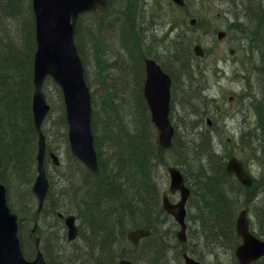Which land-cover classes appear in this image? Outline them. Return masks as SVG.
Masks as SVG:
<instances>
[{
	"label": "trees",
	"instance_id": "1",
	"mask_svg": "<svg viewBox=\"0 0 264 264\" xmlns=\"http://www.w3.org/2000/svg\"><path fill=\"white\" fill-rule=\"evenodd\" d=\"M136 2L138 0H108L104 13L83 14L76 27L75 43L85 81L91 91V130L98 173L90 172L72 156L61 90L52 79L45 81L43 90L51 106L42 125L47 151L58 154L64 149L68 164L52 165L46 156L49 188L42 209L37 211L31 193L36 175L38 139L30 106L35 52L34 16L31 0H0V183L6 187L9 205L12 199L20 205L16 211L19 214L18 235L22 251L29 259L34 256L35 249L30 243L33 234L27 227L48 213L53 218L50 221L41 218L37 233L42 235L45 264H117L121 258L142 264L140 258L144 255L153 264H169L162 258L163 251L159 250V245L174 244L176 240L173 233L163 236L157 230L158 221L161 222L166 214L161 206V192L156 180L159 166L173 164L182 171L191 190L187 219L193 220L189 233L190 242H194L195 247L189 249L186 243L176 244L183 250L196 253L201 260L210 258V264H239L234 255L240 242L235 230L236 210L227 204L221 187L228 184L226 179L232 180L238 188L242 185L225 171V155L219 152L211 135H203L199 131L197 124L191 132L189 125L193 121L185 115L181 116L182 127L174 125L171 148L160 147L142 92L141 57H135L137 53L127 56L131 73L126 90H116L112 75L109 77L107 59L101 57L103 44L114 38L125 44L128 36L138 34L141 27L147 25L152 28L151 24L155 23L152 11L160 10L161 2L142 0L138 5L140 8ZM113 11L116 12L115 21ZM85 19L87 24H83ZM194 26L198 25L195 23ZM176 27L177 24L172 23L171 30L177 40L180 36L177 30L174 31ZM86 38L96 51L98 84L95 87H92L86 72L83 48ZM181 42H177L180 44L178 49L167 54L166 65L162 60L163 54L148 53L172 79L171 121L179 116L175 113V101L182 100L176 99L179 88L174 73L184 78L188 87L184 91L187 97L190 95L191 100H195L200 95V91L198 93L190 86L197 70L201 72L199 66L192 64L198 58L194 57L189 43L181 45ZM183 46L184 56L178 51ZM136 51L139 55L144 54L138 45ZM120 78L127 86L126 75L122 73ZM46 85L52 87V97L46 91ZM255 110H258L257 105ZM99 128L103 135H97ZM170 153H174L173 158H169ZM50 165L57 172L60 185L57 197L53 195L54 183L48 172ZM209 170L215 174L204 173ZM58 212L73 213L79 220L78 236L74 241L66 239L65 226L58 218ZM131 228H146L152 233L134 246L125 235ZM146 244L151 248L138 252Z\"/></svg>",
	"mask_w": 264,
	"mask_h": 264
},
{
	"label": "water",
	"instance_id": "2",
	"mask_svg": "<svg viewBox=\"0 0 264 264\" xmlns=\"http://www.w3.org/2000/svg\"><path fill=\"white\" fill-rule=\"evenodd\" d=\"M183 6L184 0H172ZM35 14L36 51L33 61V96L32 112L34 125L39 131L36 155V177L31 187L37 208L40 210L48 190V179L45 171L46 139L41 133L42 123L49 112L43 84L46 77H51L61 88L65 115L67 120V136L71 153L85 167L93 173L98 172V161L91 133V102L89 88L84 79L83 68L75 43L74 32L78 18L87 11L103 12L107 7V0H32ZM195 19L190 20L193 25ZM218 32V38L224 36ZM193 51L202 56L200 45L196 44ZM231 52H233L231 50ZM146 78L143 94L147 101L151 121L158 131V144L165 149L171 147L174 128L169 120L171 79L153 59L145 61ZM210 123V122H209ZM55 165H59V158L50 153ZM225 169L234 174L244 185H250L252 179L244 170L241 160L233 156L228 159ZM171 194L179 192L180 198L173 203L167 195H163L162 206L180 225L177 238L185 241V205L190 195L183 175L174 166L168 167ZM59 216H62L59 214ZM67 226V238L73 240L77 236L75 217H64ZM236 232L241 243L235 248V256L240 264H250L264 256V241L249 230L247 211L241 210L236 219ZM36 224L33 228L35 230ZM127 239L136 244L145 236L150 235L147 229L136 228L127 232ZM36 241V256L32 260L24 258L17 236V215L10 210L6 198V189L0 183V264H45L39 249V238ZM186 264H200L192 257L184 254ZM118 264H133L131 260L121 259Z\"/></svg>",
	"mask_w": 264,
	"mask_h": 264
},
{
	"label": "rangeland",
	"instance_id": "3",
	"mask_svg": "<svg viewBox=\"0 0 264 264\" xmlns=\"http://www.w3.org/2000/svg\"><path fill=\"white\" fill-rule=\"evenodd\" d=\"M159 1L161 2L160 10L152 11L155 15V23L151 24L155 28L153 31L159 33L160 36L166 32L171 33V25L175 22L177 27L174 31L181 29L186 34L184 40L189 43L191 50L195 43H199L203 47L205 50L204 58L192 61L193 65L201 67L203 71L199 72L197 70V75L190 86L199 93L197 79L198 77L206 76L205 80L208 81L209 92H203V95L207 94L219 99V106L217 108H213L212 106L208 108V111L210 110L212 115L209 116L211 125L206 124L207 118L203 116L199 123L190 122L189 128L191 132H194L193 127H196V124L200 125L201 131H210V135L214 143H216L215 145L219 148L220 152H224L225 159L232 156V154L229 155L230 153L225 152V150L232 152L233 148V155L247 161L253 175L258 176L259 180L264 183V105L257 106L262 113L263 121L260 123V126H262L261 128L254 129L256 125L254 120H257L255 107H252L254 102L248 106V100H246L250 94L256 93L258 90V86L255 85V82L257 83L255 81L256 78L264 77V0H186L188 2L184 8L175 6L170 0ZM141 2L142 0H138V3L136 2L137 7L141 5ZM149 6L147 4V8ZM115 18L116 12L113 11V21H115ZM192 18H195L197 27L189 24V20ZM87 22L88 20L85 19L83 24H87ZM220 31L226 32V35L222 39L217 37ZM86 42L88 45L85 47L86 72L92 87H95L98 84L96 51H91V43L87 40ZM119 44L113 42V49L111 50L108 45L103 47L102 53L105 55L109 54L111 56L110 60H113V55L116 54L115 45L118 46ZM229 48L235 49V52L233 54L229 53ZM180 82H178L177 86L179 89L176 99H182L185 95L184 91L188 89L185 81L182 85H180ZM46 91L49 92V96H53L52 87L46 85ZM242 94H245L246 97L244 107L240 105L241 103L238 98ZM230 97L232 98L230 99ZM257 99L260 100V97ZM175 103V113H182V109L180 108L181 101H175ZM255 105H257L256 101ZM243 110L246 114L244 122L242 120L244 115ZM172 122L179 127L183 125L181 116L173 118ZM244 130L251 131L252 135L247 136L253 139L242 145L240 143L242 135L240 134ZM98 131H100V128ZM58 155L62 163L68 164V156L65 154L64 149L60 150ZM168 156L169 158H173L174 153H170ZM169 166L174 165L169 164ZM158 169L159 184L164 186L171 201L176 202L179 194L172 195L168 191V174L163 173L165 167L159 166ZM48 172H50L54 183L53 195L57 197L60 191L57 172L53 170L52 165L48 166ZM261 189L263 191L260 192L259 198L248 208V215L251 230L264 239V187ZM229 193L231 194V192ZM10 205L12 210L18 213L16 209L17 207L20 208V205L14 199H12ZM240 209L239 204L235 212L236 216ZM164 212L166 217L161 222L158 221L157 230L163 236H167L169 232L173 233L172 237H175L176 240L179 224L172 223L173 217L165 210ZM46 215H41L37 221H34L37 222L35 230H33L34 222L29 223V227H27L29 233L33 234L30 243L32 242L31 245L34 246V249H36L34 237L37 236L39 237V248L43 250L42 235L37 233L41 226V218L45 217L48 221L53 218L52 214L47 213ZM43 223L45 224V222ZM57 223L61 224V222ZM77 224L79 225V220ZM189 232L187 229V237L190 236ZM176 243L177 240L173 244L177 246L174 249L179 250L181 246ZM167 245L173 248V245ZM190 246L189 237V243L186 244V247L190 249ZM221 256L222 258L224 257L223 254ZM178 257L181 258V262L184 264L182 255ZM141 261H143V264H146L144 260L141 259ZM165 261L168 263L167 259ZM209 262L210 258H204L205 264H209ZM259 262L257 264H264V258Z\"/></svg>",
	"mask_w": 264,
	"mask_h": 264
},
{
	"label": "bare ground",
	"instance_id": "4",
	"mask_svg": "<svg viewBox=\"0 0 264 264\" xmlns=\"http://www.w3.org/2000/svg\"><path fill=\"white\" fill-rule=\"evenodd\" d=\"M153 29L155 28H151L147 25H145V28L141 27L138 30V34H134L131 33L128 37V41L125 44H119V42H117V40L112 39L111 41H109L106 44H103V47H106L107 45L109 46L110 50L113 49V42L116 44L118 43L119 47L115 45V50H116V54H114V58L113 60H110L111 56L109 54L105 55L104 53H102V48L101 47V57L102 59H107V65H108V69H109V77L110 75H112L113 77V84L114 87L116 88V90H126L128 89V84H129V76H130V66H128V58L127 56L130 55H134L135 53L137 58L141 57V61L140 63L143 64V79H142V89L144 88V83H145V76H146V67H145V61L147 59H149L150 56H148L149 52H153L155 55H159L161 56L162 54L164 55V57L162 58L163 62L165 65L167 63L166 60V56L168 53H172V50L178 49L179 45L177 42L180 40L181 45L183 43V45H187V41L184 40L186 34L181 31V29L177 30V34L180 36L179 39H174L176 36L173 35V31L170 32H166L163 35H159V33L153 31ZM87 41L90 42L89 39L86 38ZM86 40H84V51H85V47L87 45ZM91 43V42H90ZM139 46L140 49H142L144 51V54H138V52L136 51V46ZM88 46V45H87ZM93 48V49H92ZM91 51H94V47L92 46ZM179 53L181 55L184 54V46L179 48ZM184 56V55H183ZM182 56V57H183ZM86 58V56H85ZM103 62V60H102ZM111 62H113V64H110ZM125 74L126 75V82H127V86L123 85L121 82V78L120 75L121 74ZM142 74V70L140 71V75ZM174 77L176 79V82L178 84V82H180V85H182V83H184V78L179 75V74H175L174 73ZM206 76L204 77H198V83H197V88L200 90V95L195 99V100H191L190 95L185 94L181 100L180 103V108L182 109V113H177L179 116H187L191 119V121L195 122V123H199V121L203 118V116H209L210 110L208 111L209 107H213V108H217V106H219V99L217 97H212V96H208L207 94L203 95V92L208 93L209 92V85H208V81L205 80ZM204 82V84H203ZM146 101V100H145ZM147 104V103H146ZM148 107V105H147ZM202 109V110H201ZM149 111V108H148ZM214 112V111H213ZM150 114V112H149ZM150 121H151V116H150ZM152 123V121H151ZM198 129L199 131L203 134V135H210V131H201L200 130V125H198ZM99 130V129H98ZM96 131L97 135H103V131L100 129V131ZM36 132L39 135V131L36 130ZM41 133L43 135L44 132L41 131ZM200 134V135H202ZM241 142L244 143H248L250 141H252V137H249L247 135H252L251 131H242L241 132ZM230 147V146H229ZM231 148V147H230ZM219 150V148H218ZM224 150V149H223ZM220 152V150H219ZM225 152L230 153L229 155H233V148H232V152L229 150H225ZM224 155V152H221ZM168 167H165L163 173L168 174ZM226 171V170H225ZM159 169L157 170V183L161 192V196L166 193V189L164 188V186H161L159 184L158 181V174ZM227 172V171H226ZM204 173L207 174H215V172H213L212 170L209 171H205ZM228 175L232 176L231 178L234 179V176L231 173H227ZM264 178V176H263ZM226 181H228V184H226L224 186V184L222 185V192H223V196L226 198L227 204L228 205H233L235 210L238 209V205L240 204V210L246 209L248 211V208H250V206L259 198V194L260 192L263 191V189L260 190V188L264 187V183H262L259 180L258 176H255L254 179L252 180V183L250 185L247 186H242V188H238L236 185H234V182L230 179H226ZM225 181V182H226ZM250 189V190H247ZM231 192V194L229 193ZM228 194V195H227ZM264 200V199H263ZM193 209V213L195 214V209L192 207ZM192 213V214H193ZM194 217V216H193ZM192 217V218H193ZM193 223V220H192ZM129 230V229H128ZM127 230V231H128ZM126 231V233H127ZM149 236V235H148ZM142 237L138 243L134 244L131 242L132 245L137 246L144 238L148 237ZM168 243H163L162 245H159V250L163 251L162 253V258H164V260H169V264H174L177 262V260L180 258L178 256L182 255L181 253L183 252V249L179 247V250H175L177 248V246L173 245V248H171V246L167 245ZM149 248H151V246L149 244H146L142 247V249H140L138 252H143L148 250ZM175 248V249H174ZM178 253V254H177ZM141 255V254H140ZM144 260L146 264H153L152 261L146 257L145 255L142 256V258H140V260ZM163 261V260H162ZM143 264V261H141ZM260 263V262H259ZM201 264H205L204 260H202ZM210 264V262H209Z\"/></svg>",
	"mask_w": 264,
	"mask_h": 264
},
{
	"label": "flooded vegetation",
	"instance_id": "5",
	"mask_svg": "<svg viewBox=\"0 0 264 264\" xmlns=\"http://www.w3.org/2000/svg\"><path fill=\"white\" fill-rule=\"evenodd\" d=\"M255 81H257V83L255 82V85H257L258 86V90H257V92L256 93H253V94H250L249 95V98H247L246 99V97H245V94H242V95H240V96H238V98H239V100H240V105L242 106V107H244L245 106V99L246 100H248L247 101V103H248V106L252 103V102H254V104H252V107H255L256 105H255V101H256V104H257V106H261V105H264V77H261V78H256V80ZM258 97H260V100H258L257 98ZM232 97H230V99H231ZM243 112H244V110H243ZM253 115H254V113H252ZM245 116H246V114H245V112H244V115H243V122L245 121ZM256 116H257V120L255 119L254 120V122H255V126H254V129H256V128H261V126H260V123H262V121H263V117H262V113H261V111L259 110V107H258V110H256ZM240 142H241V139H240ZM242 145H244L245 143L244 142H242L241 143ZM238 157V156H237ZM239 158V157H238ZM242 162H243V164H244V166H245V171H246V173L252 178V180L254 179V175H253V172H252V170H251V168H250V166H249V163H247V161H245L244 159H242V158H239ZM233 175V174H232ZM234 176V175H233ZM234 180L236 181L237 179L235 178V176H234ZM238 181V180H237ZM239 182V181H238ZM246 210V209H245ZM187 211H188V207H187V205H186V213H187ZM247 211V210H246ZM247 216H248V218H249V215H248V211H247ZM185 221H186V228L188 229V227L189 226H191V224H193L192 222H191V220H190V222L188 221V220H186V216H185ZM249 226H250V229H251V225H250V218H249ZM191 233V232H190ZM193 234L195 235V232H193ZM192 238L194 239V236L192 235ZM194 242L191 244V247H195L194 245ZM193 251H196V250H193ZM182 254V256L184 257V254H185V252H182L181 253ZM187 255H189L190 257H192V258H194V259H197V260H199V259H201L196 253H193V252H187L186 253ZM177 262H181V260H177Z\"/></svg>",
	"mask_w": 264,
	"mask_h": 264
}]
</instances>
